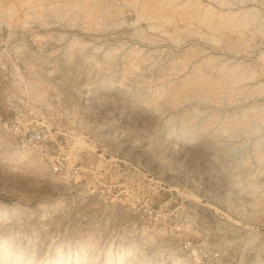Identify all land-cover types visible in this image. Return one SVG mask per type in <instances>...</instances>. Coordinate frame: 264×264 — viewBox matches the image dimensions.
<instances>
[{
    "label": "rangeland",
    "instance_id": "1",
    "mask_svg": "<svg viewBox=\"0 0 264 264\" xmlns=\"http://www.w3.org/2000/svg\"><path fill=\"white\" fill-rule=\"evenodd\" d=\"M0 264H264V0H0Z\"/></svg>",
    "mask_w": 264,
    "mask_h": 264
},
{
    "label": "built area",
    "instance_id": "2",
    "mask_svg": "<svg viewBox=\"0 0 264 264\" xmlns=\"http://www.w3.org/2000/svg\"><path fill=\"white\" fill-rule=\"evenodd\" d=\"M5 124L9 131L17 138V142L21 147L33 149L44 156L45 161L53 173L70 179H76L87 174L88 171L93 172V170L88 168L95 169L93 166L87 165L88 163H86L84 159H79L77 161L72 160L71 155L66 153L65 144H63L65 142H60L54 137L51 139L49 138L50 128L47 124L37 120L30 121L22 113L15 114L12 118H9ZM111 194L114 195L113 192H111ZM137 203L139 205H144L147 209H151L146 201L138 200ZM150 222L149 225L154 227L155 222H161L160 216L157 215L156 220H151ZM183 246L185 248H191V241L185 239L183 241ZM201 247L200 244H197V246L194 247V251L197 250L202 253L203 258L217 257L219 255L216 251L215 253H209V256H207L205 248Z\"/></svg>",
    "mask_w": 264,
    "mask_h": 264
},
{
    "label": "bare ground",
    "instance_id": "3",
    "mask_svg": "<svg viewBox=\"0 0 264 264\" xmlns=\"http://www.w3.org/2000/svg\"><path fill=\"white\" fill-rule=\"evenodd\" d=\"M78 1V0H77ZM28 2V1H27ZM74 2H76V1H74ZM83 3V2H82ZM84 4V3H83ZM32 5V4H31ZM66 6H67V4H65ZM78 5V4H77ZM59 8V7H58ZM79 10V9H78ZM88 10V9H87ZM58 11V10H57ZM110 11V10H109ZM106 12V11H105ZM78 14V13H77ZM238 40V39H237ZM79 68V67H78ZM201 75V74H200ZM199 76V75H198ZM197 76V77H198ZM214 81V80H213ZM206 82V81H205ZM213 87H214V85H212ZM214 89V88H213ZM195 92V91H194ZM218 92V91H217ZM201 93V92H200ZM205 93V92H204ZM74 155V154H73ZM97 166V165H96ZM195 193V192H194Z\"/></svg>",
    "mask_w": 264,
    "mask_h": 264
}]
</instances>
